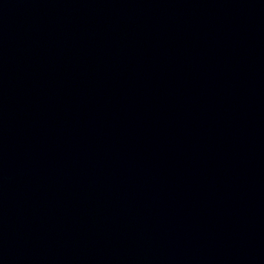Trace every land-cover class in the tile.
<instances>
[{
    "label": "water",
    "instance_id": "obj_1",
    "mask_svg": "<svg viewBox=\"0 0 264 264\" xmlns=\"http://www.w3.org/2000/svg\"><path fill=\"white\" fill-rule=\"evenodd\" d=\"M0 264H264V0H0Z\"/></svg>",
    "mask_w": 264,
    "mask_h": 264
}]
</instances>
